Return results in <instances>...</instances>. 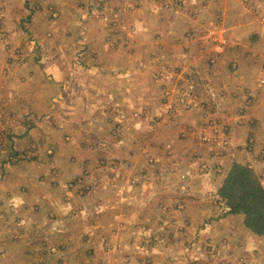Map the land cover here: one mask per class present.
<instances>
[{"label":"rangeland","instance_id":"1","mask_svg":"<svg viewBox=\"0 0 264 264\" xmlns=\"http://www.w3.org/2000/svg\"><path fill=\"white\" fill-rule=\"evenodd\" d=\"M233 164L264 185V0H0V264H264Z\"/></svg>","mask_w":264,"mask_h":264},{"label":"trees","instance_id":"2","mask_svg":"<svg viewBox=\"0 0 264 264\" xmlns=\"http://www.w3.org/2000/svg\"><path fill=\"white\" fill-rule=\"evenodd\" d=\"M13 138L18 136L8 139ZM217 195L225 206L226 215L243 217L244 227L264 238V185L250 167L233 164Z\"/></svg>","mask_w":264,"mask_h":264},{"label":"crops","instance_id":"3","mask_svg":"<svg viewBox=\"0 0 264 264\" xmlns=\"http://www.w3.org/2000/svg\"><path fill=\"white\" fill-rule=\"evenodd\" d=\"M81 87H84V86H81ZM59 120L61 122H63V124L60 126V128L57 129L58 130L57 132L60 135V137H62V136L70 137V143H68V144L70 146H78L79 145V141H76V139L79 138V137H81L84 132L78 126L77 120H72L71 121V120H69L66 117V115L65 116H60L59 117ZM48 121H50V123H47L46 126H44L45 131L42 133L43 135H41V137L43 139H46V142L49 145L48 146V149L51 150L54 153L53 154V157L55 158V160L57 161V163L60 164L63 161V159H64L63 156H62V152H68L66 150H70L71 151V150H74V149H71V148H65L64 150H59L58 149L57 144L59 142H57V140L55 138V131H56V129L53 126V124L55 125L56 118H53V114L51 115V118H48ZM187 124H189V123H187ZM15 131H11L12 134H15V136L16 135L19 136V134H17ZM37 135L40 136V133H37ZM24 139H26V138H24ZM24 139H22V140H24ZM22 140L13 138L12 141L9 142V145H14V147H15V145H17V143H18V146H21L22 145ZM77 149H79V146L77 147ZM69 156L71 157V156H73V154H70ZM75 157H76V160L79 162L80 161V158H81L80 155L79 156H76L75 155ZM59 164H56L57 167H58ZM63 166H64V164H63ZM65 168H63V171H65V174H64V176L62 178H65V180H66L68 178V175H67V168L66 169ZM34 188H35V190H33L32 193H30L28 196H26V198H23V202L22 203L24 204V207L23 208L20 207L22 209V211L28 209L26 212H28V211L30 212L31 209L27 205L34 203L36 205L37 204H40L41 206H44V207H46L48 209L49 215H48V213H44V216L46 218L47 217H50V218L51 217L52 218L58 217L57 216L59 214L58 211L52 210L54 208V206H55V203L58 204V202L54 198H52V196L50 194V192H51L50 189L46 190L43 193H40V190H39L38 186L35 185ZM112 190L113 189H111V191ZM47 193H49V194H47ZM94 199H96V201H94V204L92 205V211H94L95 213H97L96 210H99L100 213L109 212V211H105V209L107 208L104 205V203H107L105 201L106 199H103L102 200L101 197H97V198L95 197V198L91 199L90 201H93ZM36 209H37V207H36ZM103 209H104V211H102ZM111 210H112V208H111ZM57 221H59V220H57ZM39 223L42 224L43 223V220L40 219L39 220ZM43 226L44 227H47V228H51L53 225H49V226L43 225ZM96 230H94L93 232L95 233ZM59 250L61 251L60 248H59Z\"/></svg>","mask_w":264,"mask_h":264}]
</instances>
